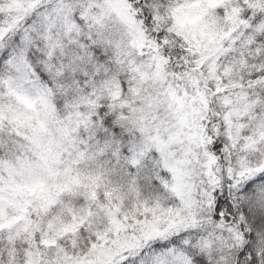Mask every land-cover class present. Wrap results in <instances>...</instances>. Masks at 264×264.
Returning <instances> with one entry per match:
<instances>
[{
    "label": "snow or ice",
    "instance_id": "obj_1",
    "mask_svg": "<svg viewBox=\"0 0 264 264\" xmlns=\"http://www.w3.org/2000/svg\"><path fill=\"white\" fill-rule=\"evenodd\" d=\"M0 264H264V0H0Z\"/></svg>",
    "mask_w": 264,
    "mask_h": 264
}]
</instances>
